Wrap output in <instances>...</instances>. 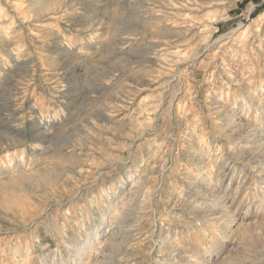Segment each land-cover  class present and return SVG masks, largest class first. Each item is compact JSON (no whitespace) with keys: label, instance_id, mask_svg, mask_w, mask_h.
<instances>
[{"label":"rangeland","instance_id":"obj_1","mask_svg":"<svg viewBox=\"0 0 264 264\" xmlns=\"http://www.w3.org/2000/svg\"><path fill=\"white\" fill-rule=\"evenodd\" d=\"M0 264H264V0H0Z\"/></svg>","mask_w":264,"mask_h":264},{"label":"bare ground","instance_id":"obj_2","mask_svg":"<svg viewBox=\"0 0 264 264\" xmlns=\"http://www.w3.org/2000/svg\"><path fill=\"white\" fill-rule=\"evenodd\" d=\"M20 1V0H19ZM35 1H37V0H35ZM43 1H46V0H43ZM49 1V0H48ZM56 1V0H55ZM22 2V1H21ZM39 2V1H38ZM52 3H53V1H51ZM15 4V3H14ZM22 4V3H21ZM50 4V3H49ZM20 5V4H19ZM18 9V8H17ZM22 11H24V10H22ZM7 29V28H6ZM17 54V53H16ZM15 55V54H14ZM17 58V57H16ZM18 59V58H17Z\"/></svg>","mask_w":264,"mask_h":264}]
</instances>
